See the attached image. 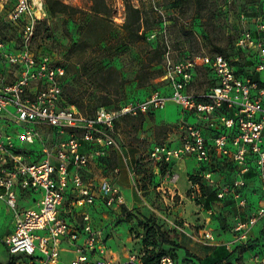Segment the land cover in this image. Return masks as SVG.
Here are the masks:
<instances>
[{
  "label": "built area",
  "instance_id": "2783aa9c",
  "mask_svg": "<svg viewBox=\"0 0 264 264\" xmlns=\"http://www.w3.org/2000/svg\"><path fill=\"white\" fill-rule=\"evenodd\" d=\"M6 1L0 0V10ZM45 16L41 0H17L3 24L21 23V42L7 35L0 37V199L12 213V228L0 238V244L13 256L14 264H142L143 250H129L120 259L106 248L107 238L86 207L97 201L117 207L124 198L115 183L102 180L96 184L85 174L105 147L120 148L114 138L120 116L152 113L168 103L176 104L184 115L178 121L179 143L153 144L148 160L169 167L174 161L193 158L199 168L207 166L198 175L215 191L218 203L230 199L237 213L232 239L224 245L233 251L229 246L233 243L248 248L257 239L264 242V87L242 75L224 54L178 58L165 41L159 87L141 100L122 103L114 111L100 108L87 118L74 104L64 105L61 79L65 68L47 53L37 55L31 46L35 25ZM235 43L264 57V16L258 18L255 31L243 29ZM199 68L212 76L211 83L200 90L195 83ZM77 129L81 139L95 141L100 149L81 151L74 134ZM123 159L129 161L128 156ZM217 166H231L229 181L211 169ZM177 177L168 173L172 183ZM253 179L257 188L249 194L248 183ZM189 183L187 197L211 216L215 207L205 209L199 183L191 179ZM21 190L37 194L35 207L19 206ZM249 195L256 199L253 207ZM66 199L68 208L64 209ZM245 212L248 215L242 220ZM254 227H259L256 237L250 236ZM201 237L214 243L211 229H205ZM21 258L27 262L19 261ZM253 261L264 264V254ZM157 264L177 262L162 255Z\"/></svg>",
  "mask_w": 264,
  "mask_h": 264
},
{
  "label": "rangeland",
  "instance_id": "374dc122",
  "mask_svg": "<svg viewBox=\"0 0 264 264\" xmlns=\"http://www.w3.org/2000/svg\"><path fill=\"white\" fill-rule=\"evenodd\" d=\"M16 1L7 0L0 10V37L7 35L20 43L21 23L3 24V17ZM41 1L46 9L45 0ZM60 1L75 10L52 16L46 9V16L35 25L31 46L37 55L47 53L65 68L61 79L64 105L74 104L84 117L92 118L100 108L114 111L120 104L141 100L159 87L161 83L157 79L159 72L163 73L165 41L178 58L224 54L240 65L242 75L260 88L264 87V57L252 48H238L235 43L243 29L255 31L258 18L264 16V0ZM135 9L139 21L133 27L139 26V30L131 38L124 24L127 19H134ZM259 65L261 69L257 68ZM211 81L210 72L199 68L196 88L204 89ZM183 117L180 107L173 103L146 116H120L115 121L118 134L114 135L120 148L105 147L104 154L97 156L102 168L93 161L89 167L93 174L122 182L129 194L124 196L120 206L91 205L86 210L94 225L102 228L107 238L106 248L120 259H124L128 249L145 250V242H148L155 254L170 255L177 264H211L222 260L231 264H256L253 258L264 254L261 239L246 249L238 243L229 245L234 248L233 254L224 245L232 239L231 229L237 214L234 207L215 202V212L209 216L204 211H195L192 200L156 188L160 170L165 169L161 165L158 171V163L147 160L149 149L155 143L178 139L181 133L178 121ZM154 119L159 123H154ZM74 134L84 152L100 149L95 141L81 139L80 130H74ZM37 155L35 160L39 159V153ZM123 156L129 157L133 170ZM177 171L180 172L171 166L170 173ZM222 171L232 176V168L223 167ZM93 174L85 175L92 178ZM182 179L179 174V181ZM255 187L257 183H249V189ZM205 192H208L207 187ZM19 195V206L35 207L37 194H25L21 190ZM206 199L202 200L204 204ZM67 200L64 209L68 208ZM62 215L69 218L66 213ZM11 217V210L0 199V226H9ZM145 224L147 226H143ZM207 228L211 229L213 242L221 246H211L202 239L201 234ZM6 232L7 227L0 229V238ZM19 261L27 262L24 258ZM0 264H12L10 254L1 244Z\"/></svg>",
  "mask_w": 264,
  "mask_h": 264
},
{
  "label": "trees",
  "instance_id": "16d2710c",
  "mask_svg": "<svg viewBox=\"0 0 264 264\" xmlns=\"http://www.w3.org/2000/svg\"><path fill=\"white\" fill-rule=\"evenodd\" d=\"M45 5H46V9L49 12L50 15H55L56 13H66L68 12L69 9H71L72 11H74L75 9L71 6H69L68 4L63 3L60 0H45ZM96 12H99L97 9H95ZM135 11L137 12L134 15V19L130 20L127 19L125 24H124V29L126 34L133 38L134 35H137V32L139 30V26L138 27H133V25H136V23L139 21V15H138V10L135 9ZM239 67V71H241L240 65H238ZM163 73L162 71L159 72V76H161ZM81 151H83L81 149ZM229 168H231V166H228ZM206 168H208L207 166H201L200 168H198L195 173L190 174L189 179H191L193 182H198L200 185V191L201 193L204 195L203 198L200 199L201 203L203 204L205 209H210L214 207V203L220 201L214 190H212L211 186L208 185V182L203 180L202 177L199 174L200 170H205ZM211 169L213 171H215V173H220L223 174L225 177V181H229L230 177H228V174L223 173L222 171V167L220 168L219 166L217 167H211ZM230 173V172H229ZM251 183L254 185L255 180L253 179L251 181ZM205 187L208 188V192H205ZM256 191V188H252V189H248L249 194H252V192ZM207 198L205 200V204L203 203V199ZM222 204L224 205H228L230 208H232L231 206V200L226 198L224 200L221 201ZM256 204V199L254 196L249 195V206L253 207ZM248 215V212H245L242 216V220H245L246 217ZM143 226H147L146 224ZM154 226V225H151ZM146 243V249L143 250L144 254L141 257V263L142 264H157L159 258L162 256L161 254H155L154 250L150 248L151 244H149L148 242ZM221 246V245H220ZM218 247V246H215ZM243 249V248H242ZM246 249V248H244ZM229 251V250H228ZM230 254H233V251H229ZM11 256V255H10ZM237 259V258H236ZM11 262L12 264H14V259L13 256H11ZM224 263H232L231 261H216L213 262L211 264H224Z\"/></svg>",
  "mask_w": 264,
  "mask_h": 264
},
{
  "label": "crops",
  "instance_id": "0c3cea01",
  "mask_svg": "<svg viewBox=\"0 0 264 264\" xmlns=\"http://www.w3.org/2000/svg\"><path fill=\"white\" fill-rule=\"evenodd\" d=\"M143 115L146 116V114H143ZM153 122L154 123H159L156 119H154ZM165 142L170 143L172 146H176L179 143V141L177 140V138L174 139V140L173 139H169V140H167ZM147 160H148V158H147ZM129 163L132 164L130 162V160H129ZM155 163H157V162H155ZM93 164L94 165H97L98 164V166H100L102 168V163L98 161V157H96L93 160ZM160 166H161V164H159V165L157 164L156 165V168H157L158 171L160 170L159 169ZM171 166L172 167H176L180 171V172L177 171L176 173L173 172L174 174H177V176H178L177 177V180L174 183H172L168 179V173L171 171ZM163 167H164L165 170H163V171L160 170V180H159L156 188L157 189H161L163 192L168 191V193H171V194L176 193L177 195H179L183 199L184 198L185 199H189L187 197V195H186V192L188 191L189 185H190V183H189V176H190V174L195 173V171L199 168V164L193 158H186L184 160L172 162L169 167H166L165 165H163ZM90 173L93 174L92 171H91V169H90ZM179 174H181L183 176V179L181 181H179ZM93 179H94V182L96 184H99L102 180H108L106 177H103L102 175L99 176L98 174H93ZM108 181H110V180H108ZM110 182H112V181H110ZM113 183H115L119 187V189L121 190V193L123 195V198H124L125 195L128 196L129 192H128L127 188H125V185L122 182H119V183L113 182ZM249 183H251V182H249ZM249 183H248V185H249ZM187 204L188 203H186V205ZM101 205H103V204L100 201H97L94 206L95 207H98V206H101ZM198 210L199 209H195V211H198ZM183 213L184 212L181 211V215H183ZM111 226H113V225H111ZM256 226H260V225H256ZM6 227H7V232L5 234H7L11 230V228H12V217L10 219L9 226H0V229L6 228ZM258 232H259V227H254L251 230V232H250V236L256 237L257 234H258ZM209 245H211V246H217V245H220V244H218V243H211ZM127 251H129V249ZM111 252L113 253L114 256H116L115 255V252L113 250H111ZM126 254H127V252H126ZM116 257H118V256H116ZM66 259L67 258L65 256V252H64V259L63 260L65 261Z\"/></svg>",
  "mask_w": 264,
  "mask_h": 264
}]
</instances>
